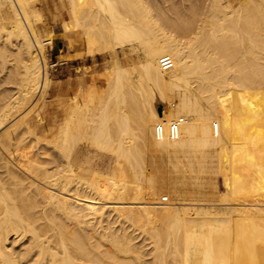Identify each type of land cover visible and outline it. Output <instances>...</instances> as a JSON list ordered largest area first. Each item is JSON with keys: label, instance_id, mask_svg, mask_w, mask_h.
Segmentation results:
<instances>
[{"label": "bare ground", "instance_id": "bare-ground-1", "mask_svg": "<svg viewBox=\"0 0 264 264\" xmlns=\"http://www.w3.org/2000/svg\"><path fill=\"white\" fill-rule=\"evenodd\" d=\"M61 1L107 87L40 133L55 35L0 0V264H264V0Z\"/></svg>", "mask_w": 264, "mask_h": 264}, {"label": "rangeland", "instance_id": "rangeland-1", "mask_svg": "<svg viewBox=\"0 0 264 264\" xmlns=\"http://www.w3.org/2000/svg\"><path fill=\"white\" fill-rule=\"evenodd\" d=\"M174 1L177 2V0ZM184 1L186 2V0ZM60 2L62 3L61 0H36L34 4L35 10L40 11L39 13L42 18V21L40 20L37 25L39 33L42 36H46L48 33H53L55 35L53 45L46 49V69L51 83L48 93L46 94V99L41 102L42 104L40 103L41 107L45 104V108L40 116L36 114L31 117V120L34 121L39 132L41 131L39 128L56 127L61 124L66 116L65 108L72 102V98L78 96L80 91L85 90V88L88 89L89 87L91 89L95 86V89L99 93L104 92L107 87L106 83L110 71L109 69H111L109 68V62L111 60L109 59L108 53L87 57L83 37L65 30L66 22L72 19L68 15V6L64 2L60 5ZM178 2H182V0ZM135 48L137 50L133 49V52L130 50L129 46L124 50L120 48L117 49L116 56L119 65L126 66V64L131 65L133 62H136L132 64L134 66V64H138V62L144 59L143 50L138 47ZM179 99L178 92L172 91L169 93V102L166 106L170 113L176 112L180 108ZM40 109L38 114H40ZM39 118L43 121L37 122ZM82 146L83 143L78 146L77 151H84ZM91 156L90 157L95 163L101 162L103 158L102 154L92 153ZM107 163L108 161H106V165ZM105 169H107V167L102 168L103 173ZM187 190L190 189L188 188ZM191 190L193 189L191 188ZM197 190L198 189H196V191ZM219 190L221 193L224 192L221 183H219ZM201 191L208 194V196L210 193L212 195V191L208 189Z\"/></svg>", "mask_w": 264, "mask_h": 264}, {"label": "built area", "instance_id": "built-area-1", "mask_svg": "<svg viewBox=\"0 0 264 264\" xmlns=\"http://www.w3.org/2000/svg\"><path fill=\"white\" fill-rule=\"evenodd\" d=\"M161 68L163 70H168L172 67V60L169 57H165L160 62ZM174 129H176L175 124H173Z\"/></svg>", "mask_w": 264, "mask_h": 264}, {"label": "water", "instance_id": "water-1", "mask_svg": "<svg viewBox=\"0 0 264 264\" xmlns=\"http://www.w3.org/2000/svg\"><path fill=\"white\" fill-rule=\"evenodd\" d=\"M159 112H161V109H159Z\"/></svg>", "mask_w": 264, "mask_h": 264}]
</instances>
